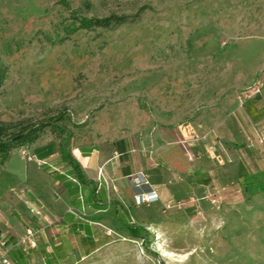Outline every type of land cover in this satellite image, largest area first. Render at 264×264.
<instances>
[{
	"label": "rangeland",
	"instance_id": "obj_1",
	"mask_svg": "<svg viewBox=\"0 0 264 264\" xmlns=\"http://www.w3.org/2000/svg\"><path fill=\"white\" fill-rule=\"evenodd\" d=\"M68 2L0 0V124L15 133L62 115L66 132L47 127L13 151L55 159L62 144L73 155L81 146L127 155L152 127L181 125L194 143L214 144L225 170H214L197 211L167 213L140 238L71 251L60 264H264V192L244 194L236 180L264 171L261 132L212 130L262 75L264 0ZM111 14L130 19L72 31L81 15Z\"/></svg>",
	"mask_w": 264,
	"mask_h": 264
},
{
	"label": "crops",
	"instance_id": "obj_2",
	"mask_svg": "<svg viewBox=\"0 0 264 264\" xmlns=\"http://www.w3.org/2000/svg\"><path fill=\"white\" fill-rule=\"evenodd\" d=\"M261 74L244 94L238 93L232 103L224 104L234 106L235 113L224 111L215 116L213 131L224 127L261 132L256 138L264 147V68ZM144 139L142 148H134L127 155L104 147H79V154L72 155L80 176L63 155L55 159L39 157L46 161L43 165L13 150L4 163L0 157L1 233L14 243L27 226L42 229L39 247L24 252L15 245L12 260L16 264H60L71 251L89 256L129 236L126 223L154 226L167 215L163 207L170 203L180 201L186 211H197L209 198L214 170H225L214 144L204 147V143H194L181 125L152 127ZM184 140L188 141L185 145ZM223 150L228 161L236 165L233 153L230 157ZM188 154L194 156L193 160ZM142 174L147 182L137 185L134 179ZM20 190L26 192L28 204ZM151 190L158 193L157 201L135 202L136 194ZM29 206L39 210L40 217L33 216ZM47 244L51 245L50 251Z\"/></svg>",
	"mask_w": 264,
	"mask_h": 264
},
{
	"label": "trees",
	"instance_id": "obj_3",
	"mask_svg": "<svg viewBox=\"0 0 264 264\" xmlns=\"http://www.w3.org/2000/svg\"><path fill=\"white\" fill-rule=\"evenodd\" d=\"M61 3L64 6L70 7L68 0H61ZM73 13H76L77 10L72 9ZM138 14V13H137ZM130 19L127 15H117L111 14L108 16L97 17V16H84L81 15L78 18L79 23L74 24L72 31L81 29V28H92L96 26H111L119 25L127 22ZM6 68L3 65H0V86L6 78ZM63 118L62 115L50 117L49 119H44L37 123L23 127L20 131L15 133H7L6 127L0 124V157L1 162L4 163L10 156L11 151L20 143L33 142L47 127H51L54 130L58 131L60 134L66 136L65 130L58 124V121ZM60 151L65 159L70 161L74 166L78 176L80 173L77 170L78 162L73 157V155L67 151L62 144H60ZM241 191L247 195H253L257 193L264 192V171H256L243 176H238L236 178ZM178 202L170 203V207L164 206L163 209L168 210V213H172L176 210L184 209V206L178 207ZM125 227L128 229L129 234L132 237L140 238L143 230H147L148 227L143 225L136 224L134 222L126 223ZM101 246V245H99Z\"/></svg>",
	"mask_w": 264,
	"mask_h": 264
},
{
	"label": "built area",
	"instance_id": "obj_4",
	"mask_svg": "<svg viewBox=\"0 0 264 264\" xmlns=\"http://www.w3.org/2000/svg\"><path fill=\"white\" fill-rule=\"evenodd\" d=\"M259 91L260 90L258 89L257 92ZM187 142H188L187 140H184L183 144L185 145ZM262 142H264V136L262 137ZM25 153L26 156H28L29 160H35L39 165H43L46 163L45 160L36 158L34 155L28 153L27 150H25ZM188 157L190 160H193L194 158L192 154H188ZM134 180L137 185H141L142 183L147 182L143 174L141 176H137ZM19 193L22 196L24 202L28 204L29 200L26 197V192L24 190H20ZM211 193L212 191L210 192V194ZM158 199H159V195L154 190L143 191L135 195V202L137 204L153 202V201H157ZM214 201L216 200L214 199ZM177 205L178 207H182L184 206V203L179 202ZM167 207H170V205L168 204ZM29 210L33 216L40 217L41 213L36 208L29 206ZM41 230H42L41 228L35 227L33 225H29L25 228V230L22 233H20V235L18 236V238L15 240L14 243H11L10 239L4 236L0 231V264H16L11 258V251L15 245L20 246L21 250L24 252L37 249L39 247V238H40ZM46 249L47 251H50L51 245L47 244Z\"/></svg>",
	"mask_w": 264,
	"mask_h": 264
}]
</instances>
